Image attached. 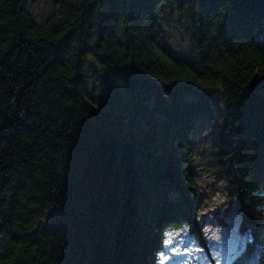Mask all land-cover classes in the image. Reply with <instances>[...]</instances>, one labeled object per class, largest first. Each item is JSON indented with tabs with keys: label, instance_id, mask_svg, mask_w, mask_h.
I'll return each instance as SVG.
<instances>
[{
	"label": "trees",
	"instance_id": "obj_1",
	"mask_svg": "<svg viewBox=\"0 0 264 264\" xmlns=\"http://www.w3.org/2000/svg\"><path fill=\"white\" fill-rule=\"evenodd\" d=\"M173 1L56 0L39 22L30 0H0V264H159L182 224L204 242L191 158L215 95L217 172L248 235L231 264H264V0H181L195 60L162 42Z\"/></svg>",
	"mask_w": 264,
	"mask_h": 264
},
{
	"label": "rangeland",
	"instance_id": "obj_2",
	"mask_svg": "<svg viewBox=\"0 0 264 264\" xmlns=\"http://www.w3.org/2000/svg\"><path fill=\"white\" fill-rule=\"evenodd\" d=\"M29 9L39 22H45L56 12V0H30ZM185 2L174 0L163 7L159 32L163 44L184 60H195L192 44V25ZM92 60V61H91ZM87 95L100 105L106 97L108 75L103 67L90 57L85 67ZM213 97V113L195 118L191 164L200 189L198 223L204 242L187 224L172 228L161 254L168 257L163 264H231L245 249L248 235L240 229L241 214L236 196L231 194L228 182L217 172L214 145L227 141L224 130L225 110L220 96ZM170 234V235H169ZM181 253L177 255L174 253ZM161 257V255H160ZM161 264V259H159Z\"/></svg>",
	"mask_w": 264,
	"mask_h": 264
},
{
	"label": "snow or ice",
	"instance_id": "obj_3",
	"mask_svg": "<svg viewBox=\"0 0 264 264\" xmlns=\"http://www.w3.org/2000/svg\"><path fill=\"white\" fill-rule=\"evenodd\" d=\"M169 235H170V234H169ZM172 243H173V241H172L171 239L165 241V244H166V245H171ZM173 251H174V253L177 254V255H180V254H181V253H179V252H176L175 249H173ZM160 259H161V264H163V262L166 261V260L168 259V257H166V256H164L163 254H161Z\"/></svg>",
	"mask_w": 264,
	"mask_h": 264
},
{
	"label": "water",
	"instance_id": "obj_4",
	"mask_svg": "<svg viewBox=\"0 0 264 264\" xmlns=\"http://www.w3.org/2000/svg\"><path fill=\"white\" fill-rule=\"evenodd\" d=\"M52 211H53V209H52ZM52 211H50V212H52Z\"/></svg>",
	"mask_w": 264,
	"mask_h": 264
}]
</instances>
